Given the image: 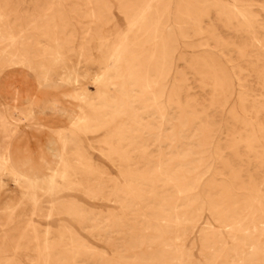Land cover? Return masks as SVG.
<instances>
[{
    "label": "rangeland",
    "instance_id": "1",
    "mask_svg": "<svg viewBox=\"0 0 264 264\" xmlns=\"http://www.w3.org/2000/svg\"><path fill=\"white\" fill-rule=\"evenodd\" d=\"M0 117V264H264V0H0Z\"/></svg>",
    "mask_w": 264,
    "mask_h": 264
},
{
    "label": "crops",
    "instance_id": "2",
    "mask_svg": "<svg viewBox=\"0 0 264 264\" xmlns=\"http://www.w3.org/2000/svg\"><path fill=\"white\" fill-rule=\"evenodd\" d=\"M0 156L1 154L5 155V153H7L9 156H11V160L13 161V164H15L17 167L18 165H21L22 163H25V168L30 170H36V166L38 164V167H40L39 169H42V164H40V157L42 156V154L39 157L38 161H33V159L23 150L19 149L18 147H16V138L21 130V128L24 126H20V128L17 130L15 136L10 137V126L8 123H6L3 118L0 117ZM38 124L40 127H45L44 123L42 122V117L41 119L38 121ZM31 126H24V127H32ZM30 160V161H29ZM32 161V162H31ZM42 165V166H41ZM44 167V166H43Z\"/></svg>",
    "mask_w": 264,
    "mask_h": 264
},
{
    "label": "bare ground",
    "instance_id": "3",
    "mask_svg": "<svg viewBox=\"0 0 264 264\" xmlns=\"http://www.w3.org/2000/svg\"><path fill=\"white\" fill-rule=\"evenodd\" d=\"M147 1V0H146ZM154 2V1H153ZM150 4H151V2H150ZM149 7V6H148ZM146 8H147V6H146ZM146 12H144V14H145ZM144 16V15H143ZM148 16V15H147ZM146 19V18H145ZM141 20V19H140ZM154 20V19H153ZM152 20V21H153ZM140 22V21H139ZM133 24V23H132ZM140 24V23H139ZM120 29V28H119ZM139 30V29H138ZM120 31V30H119ZM125 33V32H124ZM115 34V33H114ZM120 34H123V32L122 33H120ZM118 35V34H117ZM125 35V34H124ZM122 36V35H121ZM138 39V38H137ZM124 40V39H123ZM144 40V39H143ZM137 44V43H136ZM156 46V45H155ZM137 47V46H136ZM116 48V47H115ZM117 51V50H116ZM130 52V51H129ZM128 52V53H129ZM113 53V52H112ZM115 53V52H114ZM113 53V54H114ZM164 53H165V51H164ZM112 54V55H113ZM121 57V56H120ZM110 59H111V57H110ZM108 60V59H107ZM116 60V59H115ZM114 60V61H115ZM112 61H113V56H112ZM110 62H111V60H110ZM115 63V62H114ZM170 63V62H169ZM168 63V64H169ZM116 64V63H115ZM107 68H109L108 66H107ZM129 69V68H128ZM140 69V68H139ZM112 79V78H111ZM101 81V80H100ZM110 82V81H109ZM140 84V83H139ZM83 95V94H82ZM79 97H81V96H79ZM78 97V98H79ZM76 105V104H75ZM66 110V109H65ZM67 111V110H66ZM68 111H70L69 109H68ZM64 112V111H63ZM63 115V114H62ZM41 116V115H40ZM67 116V115H66ZM70 115H68V117H69ZM64 117V116H63ZM68 117H66L67 118V120H69L70 121V118L68 119ZM13 135V134H12ZM57 135V134H56ZM57 137V136H56ZM55 137V138H56ZM59 137V136H58ZM53 139V138H52ZM58 139V138H57ZM49 140V139H48ZM55 142V141H54ZM49 143H50V141H49ZM57 143V141L55 142V144ZM48 144V143H47ZM51 144V143H50ZM45 147H46V145H45ZM56 148V147H55ZM60 150V149H59ZM142 150V149H141ZM46 151V150H45ZM46 152H48V151H46ZM59 152V151H58ZM56 153V152H55ZM60 153H61V150H60ZM8 155V154H7ZM42 155H44V154H42ZM52 155V154H51ZM61 156V159L63 158L62 157V155H60ZM7 157V156H6ZM43 158V157H42ZM53 159V161H52V165L54 166L55 164H57L56 162H57V157L55 156V158H52ZM59 159H60V157H59ZM43 160V159H42ZM46 160V159H45ZM30 161V160H29ZM32 162V161H31ZM40 162H41V160H40ZM44 163V162H43ZM45 163H47V160H46V162ZM12 164V163H11ZM48 165H49V163L47 164V167H48ZM58 165H59V162H58ZM15 166V165H14ZM44 166V165H43ZM50 167H51V165H49ZM12 167V166H11ZM23 167V166H22ZM52 168V167H51ZM15 170H16V168H14ZM39 169V168H38ZM38 169H36L37 171H38ZM23 170V169H22ZM53 170V169H52ZM55 170V169H54ZM37 171H35V172H37ZM50 171H51V169H50ZM48 172H49V170H48ZM50 173V172H49ZM57 173H60V171L59 172H57ZM157 173V172H156ZM37 174H38V172H37ZM37 174H35L36 176H37ZM22 175V174H21ZM30 175V174H29ZM50 175H51V173H50ZM52 175H55V174H52ZM31 176H32V174H31ZM30 177V176H29ZM46 177H49V175L48 176H46ZM52 177V176H51ZM55 177V176H54ZM40 178H41V176H40ZM61 178V177H60ZM29 179V178H28ZM45 179V178H44ZM54 179V178H53ZM57 180H59V177L57 176V178H56ZM61 179H63V178H61ZM122 179V178H121ZM31 180V179H30ZM36 180V179H35ZM43 180V179H42ZM48 180V179H47ZM53 181V180H52ZM32 182H34V180L32 181ZM48 182V181H47ZM41 183V182H40ZM53 185H54V183L53 182H51ZM59 183H60V181H59ZM42 184V183H41ZM49 184V183H48ZM34 185V184H33ZM45 185H46V183H45ZM56 185V184H55ZM29 186V185H28ZM43 186V185H42ZM41 186V187H42ZM36 187V186H35ZM129 187V186H128ZM49 188V187H48ZM55 188V186L54 187H52L51 189H54ZM34 189V186H33V188H32V190ZM43 189V188H42ZM126 189V188H125ZM31 190V189H30ZM36 190V189H35ZM46 191H47V189H46ZM51 193H52V190H51ZM247 194V193H246ZM49 195H50V190H49ZM131 195V194H130ZM35 200V199H34Z\"/></svg>",
    "mask_w": 264,
    "mask_h": 264
}]
</instances>
